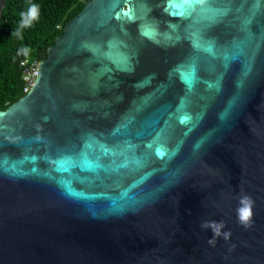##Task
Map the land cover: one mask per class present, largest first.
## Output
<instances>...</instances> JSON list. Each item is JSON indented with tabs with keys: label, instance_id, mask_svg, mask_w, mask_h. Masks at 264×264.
Instances as JSON below:
<instances>
[{
	"label": "water",
	"instance_id": "water-1",
	"mask_svg": "<svg viewBox=\"0 0 264 264\" xmlns=\"http://www.w3.org/2000/svg\"><path fill=\"white\" fill-rule=\"evenodd\" d=\"M36 68L0 110V264H264V0H87Z\"/></svg>",
	"mask_w": 264,
	"mask_h": 264
},
{
	"label": "trees",
	"instance_id": "trees-1",
	"mask_svg": "<svg viewBox=\"0 0 264 264\" xmlns=\"http://www.w3.org/2000/svg\"><path fill=\"white\" fill-rule=\"evenodd\" d=\"M86 1L5 0L0 14V110L25 94L30 86L24 79L25 70L37 66L46 56L48 47ZM32 3L39 5V20L22 30V39L17 38L12 33L19 27L20 13L26 12ZM25 46L32 50L30 56L17 55L18 50Z\"/></svg>",
	"mask_w": 264,
	"mask_h": 264
},
{
	"label": "clouds",
	"instance_id": "clouds-1",
	"mask_svg": "<svg viewBox=\"0 0 264 264\" xmlns=\"http://www.w3.org/2000/svg\"><path fill=\"white\" fill-rule=\"evenodd\" d=\"M40 16V9L39 5L32 3L26 12H21L20 13V24L18 29L12 33V35L16 36L17 38L22 39V30L24 28H29L31 27L34 22H37L39 20ZM31 49L29 47H21L17 55H23L24 57H29L31 54ZM239 206L236 209V215H237V222L244 226L245 228L250 227L252 224L253 220V208H254V201L253 199L246 195L242 194L239 197ZM202 229H211L214 232V237L220 236L221 234L223 235V238L225 240H228L231 236V231H224L221 233V230L225 228V224L223 221H204L201 224ZM214 238L209 240V243H214Z\"/></svg>",
	"mask_w": 264,
	"mask_h": 264
},
{
	"label": "built area",
	"instance_id": "built-area-1",
	"mask_svg": "<svg viewBox=\"0 0 264 264\" xmlns=\"http://www.w3.org/2000/svg\"><path fill=\"white\" fill-rule=\"evenodd\" d=\"M23 64V63H22ZM37 66H31L30 68L26 69L25 70V76H24V79L29 81V84L32 83L35 75H36V68Z\"/></svg>",
	"mask_w": 264,
	"mask_h": 264
},
{
	"label": "snow or ice",
	"instance_id": "snow-or-ice-1",
	"mask_svg": "<svg viewBox=\"0 0 264 264\" xmlns=\"http://www.w3.org/2000/svg\"><path fill=\"white\" fill-rule=\"evenodd\" d=\"M177 14L182 15L183 13H177ZM125 15L131 17V12H126ZM160 154L162 155V153H160Z\"/></svg>",
	"mask_w": 264,
	"mask_h": 264
}]
</instances>
